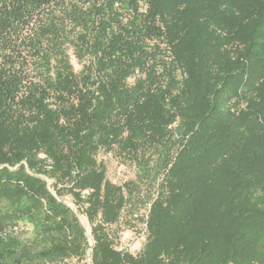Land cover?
Segmentation results:
<instances>
[{
    "label": "trees",
    "instance_id": "1",
    "mask_svg": "<svg viewBox=\"0 0 264 264\" xmlns=\"http://www.w3.org/2000/svg\"><path fill=\"white\" fill-rule=\"evenodd\" d=\"M115 148L136 180L108 179ZM147 204L143 250L117 249L110 228ZM89 250L264 264V0H0V264Z\"/></svg>",
    "mask_w": 264,
    "mask_h": 264
},
{
    "label": "rangeland",
    "instance_id": "2",
    "mask_svg": "<svg viewBox=\"0 0 264 264\" xmlns=\"http://www.w3.org/2000/svg\"><path fill=\"white\" fill-rule=\"evenodd\" d=\"M68 56L70 58L71 64L73 65L74 71L80 73L83 68V64L80 63L75 56V48L71 45L67 49ZM130 83H134V79L130 80ZM98 161L103 163L107 168V177L110 181L117 185H123L128 181L137 179V167L136 164L121 154L118 148L112 151H101L97 157ZM39 177L45 179L51 191H53L54 180L47 178L44 175H39ZM157 188V187H156ZM144 189V186H143ZM155 188L152 189L151 195L154 197ZM78 216L80 222L86 230V235L88 237V242L90 246L94 245V240L92 237V225L87 219L86 215L82 212L79 207L74 203L73 198L70 195L65 196L62 199ZM150 205L147 204L145 207L141 208L139 211H129L124 210L122 213L120 221L113 225L110 230L115 239V247L122 251H127L133 255H138L143 250L146 243L147 228H146V218L149 212ZM18 235L22 239H31L33 237L32 229L29 227H21L18 230ZM91 250L85 260L77 261L73 260V264H92L90 257Z\"/></svg>",
    "mask_w": 264,
    "mask_h": 264
}]
</instances>
